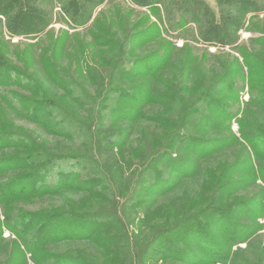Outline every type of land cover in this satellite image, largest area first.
I'll use <instances>...</instances> for the list:
<instances>
[{
  "label": "trees",
  "instance_id": "obj_1",
  "mask_svg": "<svg viewBox=\"0 0 264 264\" xmlns=\"http://www.w3.org/2000/svg\"><path fill=\"white\" fill-rule=\"evenodd\" d=\"M36 1L40 3L41 0H0V15L4 14L7 17V24H4L0 18V37L2 40L6 38L5 25L7 32L13 37H33L48 29L52 23L51 12L44 10L47 12L45 14L44 11H40L36 6L38 5ZM53 1L44 0L42 5L44 7L49 5L53 8L55 6ZM55 1L57 4H61L65 20H68L69 26L71 25L70 28H85L87 30L94 10L106 0ZM131 1L139 7L152 9L161 26L166 24L171 29H182L190 23H194L198 27L199 39L209 45L221 47L237 42V33L244 28L248 15L256 14V18L259 19L258 14L264 13V4L258 0H237L238 5L225 0H217V13L212 11L202 0ZM232 1L234 2V0ZM251 26L252 22L249 24V27ZM164 30L167 33V29L164 28ZM164 30L162 32V27L153 24L147 30L132 33L129 38L131 54L132 51L143 49L147 47V44H154L157 40L162 39ZM45 35L51 36V33L47 32ZM95 40L99 46L105 44V38L102 36L98 37L97 35ZM254 42L263 45L264 37L258 38ZM108 44L115 52L116 47L119 48V42L116 39ZM236 47L241 52L243 65L239 64V60H235L236 62L231 64L232 69L226 68L222 74L216 73L213 78L202 81L196 88L186 86V82H183L182 76L179 75L178 78L167 81L166 89L161 93L157 90L155 82H161V79L166 75V69L170 70L173 66L176 48L172 43H165L164 41L158 48L143 56L138 55L136 58L133 56L134 58H129V62L125 63V66L122 65L124 62L114 64L110 71V81L108 80L109 89L106 92L110 96H101L100 103L96 105L98 111L94 125L90 123V121H94L93 116H88L87 121L81 114V119L88 126L86 130L91 133V158L92 161L94 158L98 161H96L99 163V165L96 164L98 172L104 178L106 175L113 184L118 181L113 191V199L119 197L121 200L127 189L121 178L126 174V167L130 166L125 157V147L134 134V128L131 124L143 120L146 117V110L150 106L165 104L169 106L170 112H172L171 110L175 112L176 117L171 115L153 118L154 123L167 127L163 132V142L165 143L161 144L157 142L158 140L155 142L157 147H164L165 150L161 154L162 161L159 164L158 160L154 161L156 163L154 170L151 171L152 176L144 179V182L149 183V185L140 188V197L146 194L153 196L156 192L159 195H164L166 192L172 191L174 186L178 185L183 178L197 175L200 159L213 156L232 142L228 141L229 138L227 137H208L206 136L208 133L205 135L200 133L201 127H197V122H206L205 125H209L211 122L215 128L213 130L218 132L222 125L229 128L228 125L240 113L247 115L248 111L244 108L242 111L238 109L237 112H233V105L230 104L236 102L237 95L240 93L236 86V80L242 78L249 86L251 105L264 107V52L263 54H255L239 45ZM186 49L190 48L187 47ZM195 63V59L190 55L185 62V71H193ZM199 66L197 65V70ZM243 66L248 68L247 77L244 76ZM43 67L48 79L57 88L65 92L66 97L63 98L75 102L79 108L85 107L76 92L74 96L72 91L73 89L77 91L80 89L75 87L77 86L75 83L69 81L67 75L62 73L59 67L45 59ZM121 67H123L125 79L136 80L141 78L146 79V82L144 81V84L141 83L140 85L135 83L130 88L117 85L118 83L113 78L121 71ZM81 71L92 81H97L99 77V72L93 67L82 65ZM151 81L154 82L153 86L148 88L146 85ZM98 83L99 81L95 84ZM162 84H164L163 81ZM12 86L19 88L24 86L31 96H23L18 92L11 91L9 88ZM0 90L1 99L8 100L16 97L23 105V108L19 109L25 111V109L30 108V110L25 111L28 117L40 127L43 126L42 128L49 133L54 134L62 130L60 133L71 136L79 129L78 123L70 117H75L76 121L79 120V115L74 114L77 109H70L68 103L64 104L60 100L59 102L54 95L45 91V86L38 82L37 77L30 72L29 68L15 66L5 57H2L1 52ZM225 92L230 94L229 98L223 97ZM83 93L85 92L83 91ZM112 95L115 98V104L118 105L117 107L107 106V103L112 101L110 98ZM86 98L95 103L89 98V94L83 98L84 102ZM177 105H179L178 109H176ZM97 107H95L96 110ZM99 109L102 115L99 114ZM106 111H108L109 116L104 114ZM65 119L72 121V124H68L67 128L62 127V124L66 125ZM237 121L241 126L242 140L247 143L246 148H249L256 155L255 159L235 162L226 168V174L222 172L218 180L219 185L214 191L217 195L212 197L210 203L206 205L208 207L193 216H185L186 218L180 224L172 227L168 232L166 230L164 233L160 232L161 234L159 233V236L156 237V242L159 241L156 243V248L150 247L146 249L147 251L153 252V254L161 253V249L167 245L168 250L174 254V256L171 254L170 257L182 260L185 264H237V257L243 251L239 249L233 252L232 248L240 243H245L253 234V230L247 228L239 219L245 216L250 220H255L258 216L264 215V206L259 207L255 203L245 205L236 202L237 205L235 204V206L222 205L223 199L222 194H219L220 191L226 188L242 187L247 183L246 178L238 177L242 173L243 175L250 174L253 182L261 180L264 183V165L260 162L264 161V127L257 126L250 120L245 121L243 118H239ZM191 122L194 128L188 127ZM127 123H129L128 126H126ZM106 124H108L107 127L104 126ZM82 129L80 128L79 131ZM184 131L189 134L187 133L186 137L181 139L180 134ZM19 137L21 136L18 134L5 133V131L0 133V152L8 147L16 146L29 152L0 155V177L7 171L20 170L18 171L19 174L11 177L9 181L0 183V204L2 205L7 201L10 203L9 205L7 203L8 206L2 205L3 212L0 211V241H5L3 238L5 231L15 237L22 258L20 264H27V260L23 257L26 252L31 254L34 264H90L91 260L86 257L70 254L55 256L53 253L47 252L46 248L52 243L62 241H87L105 250L108 249L109 242L105 235L111 224L109 214L100 212H86L85 215L87 216L79 213L64 215L27 214L15 209V206H11L10 202L12 200L50 196L62 190H77L81 186L90 187L91 181L88 179L80 181L83 176L82 170L79 168L81 167L79 158L70 156V160H65L69 156L63 158L56 154H50L47 157L46 154L50 151H46L47 148L44 147L43 143L40 144L33 138ZM234 142L236 143L238 140L234 139ZM191 155H196V157H191ZM61 164L68 165L72 169L78 168V170L67 175L56 173L55 167L61 166ZM51 177L53 178L50 179ZM102 178L95 174L94 178L90 179L92 186L88 190L92 187L96 189L99 187L102 190L101 193L105 195L104 198L107 199L109 197L108 192L112 193V190L110 184L108 183L110 187L106 186ZM213 220L215 221L214 227L212 225ZM181 234L184 237L182 239H180ZM173 239L185 243V245L198 244L202 253L188 248H179L172 242ZM147 254L150 253L147 252ZM153 254L145 255L142 257V261L145 262L148 258L153 259Z\"/></svg>",
  "mask_w": 264,
  "mask_h": 264
},
{
  "label": "rangeland",
  "instance_id": "obj_2",
  "mask_svg": "<svg viewBox=\"0 0 264 264\" xmlns=\"http://www.w3.org/2000/svg\"><path fill=\"white\" fill-rule=\"evenodd\" d=\"M43 1L41 0L40 3L36 1L38 3L36 6L42 12L44 10L49 11V13L51 12L52 23L48 29L33 37H13L7 32L5 25L4 32L6 38L2 40L0 37V52L2 53V57H5L6 60H9L15 66L29 68L30 72L37 77L38 82L45 86V91L49 92L50 95H54L58 101L60 100L64 104L68 103L70 109H77L74 114L79 115V122L76 121L75 117H70L78 123L79 129H83L80 130V133L77 128L78 130L71 136L60 133L62 130H56L58 133L54 134L49 133L42 128L43 126L40 127L28 117L25 111L30 110V108L25 109V111L19 109L23 108L21 101L16 97H12L8 100L0 98V133H4V131L5 133H14L23 138H33L40 144L43 143L44 147L47 148L46 151H50L47 152V157L50 154H56L61 155L63 158L69 156L65 160H70V156H76L75 158H79L81 162V167L79 168L82 170L83 178L80 181L88 179L91 181V187L92 180L90 179L94 178L95 174H98V177H103L102 179L106 186H109L108 183L110 184L112 193L108 192L109 197L106 199L99 187L98 189L92 187L88 190L90 187L81 186L77 190H62L50 196L19 199L18 201L12 200L10 201L11 206H15V209L27 214L64 215L79 213L80 215L87 216L85 215L86 212H100L110 215L111 224L105 235L106 240L109 242L108 249L105 250L87 241H62L52 243L46 248L47 252L53 253L55 256L67 254L73 256L79 255L90 259V264H185L182 260L170 257L173 252L168 250L167 245L161 249V253L157 252V254H153V252H149L146 249L150 247L156 248V243L159 242H156V237L159 236L160 232L164 233L165 230L168 232L172 227L180 224L186 218L185 216H193L200 210L208 207L206 205L210 203L213 196L217 195L214 191H216L219 185L218 180L222 172L226 174V168L235 164V162L255 159L256 155L249 148V150L246 148L248 145L242 140L241 126L237 119L250 120L255 125L264 127V107L251 105L249 86L242 78L236 80V86L240 90V93L237 95L236 102L230 104L233 105V112H237L238 109L242 111L244 108L248 111L247 115L240 113L228 125L229 128L222 125V128L218 132L213 130L215 128L211 122H209V125H205L206 122H197V127H201L200 133L204 135L208 133L206 134L208 137H227L229 138L228 141L232 142L225 149L213 156L200 159L197 175L195 177L183 178L178 185L174 186L172 191H168L164 195H159L156 192L153 196L146 194L140 197L141 189L149 185V183L144 182V179L152 176L151 171L154 170V164L156 163L154 161L158 160L159 164L162 161L161 154L165 150L164 147H157L155 142L158 140L157 142L161 144L165 143L163 142V132L167 127L154 123L153 118L171 115L174 118L176 117L174 115L175 112L173 110H171L173 113L170 112L169 106L165 104L150 106L146 110V117L143 120L131 124L134 128V134L125 147V157L130 166L126 167V174L121 178L123 185L127 189L124 193L125 197L123 196L121 200L119 197L113 199V191L118 181L113 184L106 175L104 178L97 170L99 163H97L96 158L93 159L94 162L92 161L91 133L89 130H86L88 126L81 119V114L87 121L88 116H93L94 121L92 120L90 123L94 125L96 121L95 116L98 111L96 105L100 103L102 97L108 95V93L106 94L109 89L108 80L110 81V71L114 64L124 62L122 65L125 66V63L129 62V58L133 59V56L136 58L138 55L143 56L158 48L164 41L165 43H172L176 48V52L173 57V66H171L170 70L166 69V75L161 79L164 84H162V81L155 82L157 90L160 93L165 91L167 81L172 78H178L179 75L182 76V81L186 82V86L196 88L202 81L213 78L216 73L222 74L226 68L232 69L231 64L235 63V60H239V64L243 65L241 52L236 47L238 45L255 54H263L264 44L260 45L259 42L256 43L254 40L264 37V13L258 14L259 19L256 18V14L248 15L244 28L240 29L237 33V42L221 47L219 45H209L204 43L202 39H199L198 27L194 23H190L182 29H171L166 24L161 26L159 19L154 15L155 12L152 9L139 7L133 4L131 0H106L94 10L93 17L88 24L89 27L87 26L89 29L87 30L85 28H70L71 25L69 26L70 23L68 20H65L61 4H57V1H53L55 4L53 8L49 5L44 7L42 5ZM202 1L212 11L217 13V0ZM225 1L235 3V5L239 4V2H236L237 0H234V2L232 0ZM258 1L264 4V0ZM45 11L44 13L46 14L47 12ZM0 18L4 24H7V17L4 14L0 15ZM251 22L252 26L249 27ZM153 24L162 27V32L164 28L167 29V33L164 30L163 40L160 39L154 44H147V47L132 51L131 54L129 38L132 33L147 30ZM47 32H50L51 36H46ZM97 35L98 37L102 36L105 38L103 46H99V43L95 40ZM115 39L119 42V48L116 47V52L108 44ZM187 47L190 49H186ZM190 55L196 61L195 68L193 71L189 70L186 72L184 66ZM44 59L50 60L52 64L59 67L62 73L67 75L66 77L69 81L77 85L75 87L80 90L73 89L72 91L74 92V96L76 92L79 100H82L85 105L84 108H79L75 102L63 98L66 97L65 92L57 88L46 76L43 67ZM82 65L84 67H93L99 72L97 81L90 80L82 73ZM197 65H200L198 70L196 69ZM243 73L245 77L248 76L249 71L247 67L243 66ZM124 75L123 67H121V71L113 78L118 83L117 85L130 88L135 83L136 85H140L144 81L146 82V79L141 78L136 80L125 79ZM98 81L99 83L95 84ZM153 83V81L148 82L146 86L152 88ZM21 88L12 86L9 89L23 96H31L24 86ZM86 94H89V98L94 100L95 103H92L88 98L84 102L83 98ZM225 96L229 98L230 94L225 92L223 93V97ZM110 98L112 101L108 102L107 106L117 107L118 105L115 104L114 96L112 95ZM95 107H97V110ZM178 108L179 105L176 106V109ZM107 112H104V114L109 116ZM99 114L102 115L100 109ZM65 120L67 122L66 125L62 124L63 128H67L68 124H72L71 120ZM128 125L129 123L126 124V126ZM188 125H190L188 126L189 128H194L192 122ZM104 126L107 127L108 124ZM187 133V131H184V133L180 134L181 139L185 138ZM234 139H237L238 142L235 143ZM23 152L29 153L27 150L18 148L17 146L8 147L1 151L0 155ZM191 157H196V155H191ZM260 162L264 165V161ZM54 170H56V173H65L67 175L70 172L78 170V168L72 169L68 165L61 164V166L55 167ZM18 171L20 170L7 171L0 177V183L9 181L11 177L19 174ZM208 177L210 178L208 179ZM238 177L246 178L247 183L242 187L226 188L220 191L219 194H222L223 199L222 205L229 206L230 204V206H235L239 202L245 205L255 203L259 207L264 206V183L261 180L253 182L250 174L243 175L242 173ZM142 178L143 180H141ZM8 202L2 203V205H7ZM2 205L0 204V211L2 210ZM239 220H242L241 222L247 228H250L251 231L253 230V234L250 235L251 237L248 241L232 248L233 252L239 249L243 251L237 257V264H264V215L258 216L255 220H250L245 216ZM214 224L215 221L213 220V227ZM213 233H215V230H213ZM182 234L180 235V239L184 238ZM3 238L5 241H0V264H20L22 258L20 257V250L18 249L15 237L8 231H5ZM172 242L179 248H188L202 253V249L198 244L185 245V243L183 244L174 239ZM147 252L153 254L154 258H148L143 262L142 257L150 255ZM163 252L164 255L162 256ZM171 256H174V254ZM23 257L27 260V264H34L33 257L28 252L24 253Z\"/></svg>",
  "mask_w": 264,
  "mask_h": 264
}]
</instances>
